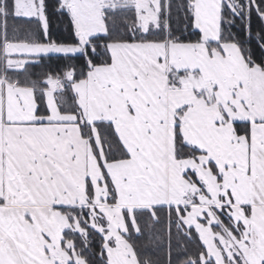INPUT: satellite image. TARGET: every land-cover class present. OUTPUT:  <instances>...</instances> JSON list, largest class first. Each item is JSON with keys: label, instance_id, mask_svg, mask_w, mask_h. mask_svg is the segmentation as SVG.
<instances>
[{"label": "snow or ice", "instance_id": "obj_1", "mask_svg": "<svg viewBox=\"0 0 264 264\" xmlns=\"http://www.w3.org/2000/svg\"><path fill=\"white\" fill-rule=\"evenodd\" d=\"M0 264H264V0H0Z\"/></svg>", "mask_w": 264, "mask_h": 264}, {"label": "trees", "instance_id": "obj_2", "mask_svg": "<svg viewBox=\"0 0 264 264\" xmlns=\"http://www.w3.org/2000/svg\"><path fill=\"white\" fill-rule=\"evenodd\" d=\"M53 30H54V35H59L63 32L64 30V25L59 21L55 20L53 22ZM63 63L62 60H53L48 62L47 64L44 65V69H50V70H59V66ZM35 72H40L42 71L41 67H36L33 69Z\"/></svg>", "mask_w": 264, "mask_h": 264}]
</instances>
